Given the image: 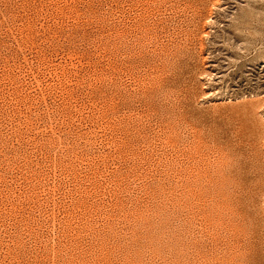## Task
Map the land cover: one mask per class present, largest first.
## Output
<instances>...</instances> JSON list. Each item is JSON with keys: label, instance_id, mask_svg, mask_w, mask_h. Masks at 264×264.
Listing matches in <instances>:
<instances>
[{"label": "rangeland", "instance_id": "374dc122", "mask_svg": "<svg viewBox=\"0 0 264 264\" xmlns=\"http://www.w3.org/2000/svg\"><path fill=\"white\" fill-rule=\"evenodd\" d=\"M222 151L264 248V0H0V264H239Z\"/></svg>", "mask_w": 264, "mask_h": 264}, {"label": "bare ground", "instance_id": "6f19581e", "mask_svg": "<svg viewBox=\"0 0 264 264\" xmlns=\"http://www.w3.org/2000/svg\"><path fill=\"white\" fill-rule=\"evenodd\" d=\"M242 122H243V125L240 127V132L242 134H244V131L247 129V127H246V123L244 121H242ZM223 148H225V147H223ZM223 151H222V153H223V170L222 171H223V174L228 177V178L226 177L228 180H229V178L231 179L229 181H231L232 185L230 183H228V184L230 186H233V190L227 192V195L229 198H230V196L233 198L231 200H232V203L234 204V206L236 205V206L240 207L242 210L241 212H244L246 214L247 213L246 210L248 208L247 202L251 198V196L254 194V189H252L250 187V179H251V176L254 173L255 169L253 168V166L250 167L249 165H248V169H247L244 167L245 164L243 166L242 165L240 166L238 164L239 166L237 168H232L231 167V158L232 157L230 158V156L228 154L229 152H223ZM226 151H227V148H226ZM228 151H230V150H228ZM240 158L241 157H239V159ZM243 161H241V162H243ZM234 163H235V161H234ZM221 177H223V176H221ZM222 180H224V179H222ZM226 182L224 183L225 184L224 186L226 188H228L227 187L228 184L226 185ZM186 186H188V184ZM237 213L241 215V213H239V211H237ZM259 224L255 220V218L249 216V214L247 213V217L244 218L243 223H242V230H243V233L246 237V240H245L246 242L244 243V245L242 247V252L240 254L239 264H264V253H262V250H264V248L261 247L262 242H261L260 238L262 236H260V229H259L260 225Z\"/></svg>", "mask_w": 264, "mask_h": 264}]
</instances>
